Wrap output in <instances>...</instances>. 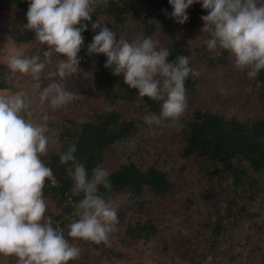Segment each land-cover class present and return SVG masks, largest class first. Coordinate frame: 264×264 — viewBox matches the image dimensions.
Here are the masks:
<instances>
[{
    "label": "rangeland",
    "instance_id": "obj_1",
    "mask_svg": "<svg viewBox=\"0 0 264 264\" xmlns=\"http://www.w3.org/2000/svg\"><path fill=\"white\" fill-rule=\"evenodd\" d=\"M26 5L8 6L0 0V95L10 96L22 94L28 107L21 115L34 124L47 123L50 131L48 146L52 150L58 148L60 125L72 122H82L95 111L104 112L118 109L124 117H133L140 124L141 135L120 141L113 145L105 154L101 167L109 172L120 164L133 159L142 167L155 164L170 174L174 188L171 194L155 197L148 193L143 198L134 201L127 193L114 195L108 201L113 208L120 210L123 225L143 222L149 223L155 229L150 230L149 237L140 240H123L120 229L109 235L107 242L85 245L79 240L71 241L81 249L78 260L71 264H264V172L256 173L248 170V176L236 185L232 175L211 174L213 170L209 162L198 158L184 159L180 155L183 137L178 131L164 126L148 125L144 116L148 114L143 103L138 99L134 102L115 100L114 96L98 93L93 85L95 78L84 75L82 90L69 80V75L63 79L67 90L75 94L76 99L66 106L52 110L48 101L41 103L40 94L48 81L41 77L40 81L31 74L12 72L7 66L11 55L21 58L38 56L43 62V53L47 45L37 40L19 42L16 37L27 32ZM153 21L154 32L148 31V24L141 23L133 17L123 23L114 25L116 40L123 38L129 42L138 37H151L157 41L158 48H167L171 37L166 26L171 25L178 33V38L185 42L187 56L193 63L197 85L190 94L186 91L187 110L180 123L190 117L191 110L197 107L211 108L222 112L227 118L237 117L241 120L264 117L259 107L257 95L250 87L240 81V91L234 94L227 86L235 73L241 70L234 65L231 58V71L228 75L221 70L210 67V59L219 56V50L209 52L203 41L210 36L201 32V28L178 23L171 14L160 13ZM102 25L113 24L111 15L101 14ZM139 22V23H138ZM60 57L53 55L52 63L46 65L45 73L55 71ZM81 63V61H80ZM79 63V64H80ZM214 71L219 76H214ZM246 73V72H245ZM86 74L95 77L98 72L89 68ZM58 79V78H57ZM236 83V84H237ZM40 86L37 87L36 85ZM47 116V121L44 117ZM37 120V121H36ZM203 193H209L211 200H206ZM47 210L46 217H54L60 213L57 204L43 196ZM66 222L68 220H65ZM63 224V222H59ZM68 225H66L67 227ZM66 235V228L60 227ZM118 229V230H117ZM0 264H17V258L0 256Z\"/></svg>",
    "mask_w": 264,
    "mask_h": 264
},
{
    "label": "clouds",
    "instance_id": "obj_2",
    "mask_svg": "<svg viewBox=\"0 0 264 264\" xmlns=\"http://www.w3.org/2000/svg\"><path fill=\"white\" fill-rule=\"evenodd\" d=\"M108 0H28L26 30L35 33L36 40L47 45L38 56L21 58L11 55L7 66L12 72L31 74L32 78L48 81L40 94L41 103L48 101L52 110L66 106L76 99L67 90L63 79L77 72V58L87 30L85 21H92L96 7L107 6ZM201 3L208 14L201 16V32L210 38L203 41L209 52L226 50L234 58L237 69L246 70L249 80H255L264 69V0H169L171 17L183 24L188 20L187 9ZM167 15V13H166ZM99 29L87 46V54L107 57L105 68L114 76H123L140 97L161 101L159 115L144 116L148 125L182 130L181 117L187 110L185 80L199 73L189 67V57L179 55L169 62L167 48H158L151 37H138L132 42L120 38L102 26L98 20L91 24ZM62 57L55 71L45 73L53 55ZM58 78V79H57ZM37 87L40 85L37 84ZM261 87L260 82L256 88ZM28 107L22 94L0 95V256L15 257L17 264H68L80 258L81 249L70 239L95 244L107 242L119 222L117 211L100 194L99 188L111 190V173L101 166L93 169L91 177L83 163L77 161L75 143H69L60 153V163L72 162L68 174L73 180L72 196L83 198L74 205L75 216L64 230L53 226L46 217L47 204L43 197L46 179L53 177L50 167L41 160L48 151L50 131L47 123L34 124L21 115ZM45 116L44 120L47 121ZM53 183L55 181L53 180Z\"/></svg>",
    "mask_w": 264,
    "mask_h": 264
},
{
    "label": "trees",
    "instance_id": "obj_3",
    "mask_svg": "<svg viewBox=\"0 0 264 264\" xmlns=\"http://www.w3.org/2000/svg\"><path fill=\"white\" fill-rule=\"evenodd\" d=\"M4 2L8 6L26 5L28 0H4ZM172 11L173 8L169 4V0H108L106 7L103 4L96 7L92 13V21L83 22L87 24V30L82 33L84 45L77 57L81 61L78 65L80 69L69 74V80H72L77 88L82 90L84 75L95 78L93 88L98 93L106 96L112 95L115 100L127 102H134L139 99L148 114L155 113L159 115L161 101L140 97L136 89L130 88L124 83L122 75L119 77L114 76L111 69L104 67L107 61L105 55H88L87 46L99 32V29L93 31L91 24L96 20L99 21L98 18L101 14L111 15L114 18L113 24L104 25L111 31H116L114 25L136 17L139 18L141 23L148 24L149 32H154V19L158 18L160 13L171 14ZM186 14L188 20L184 24L199 29L203 27V21L200 17L207 15L208 12L202 8L201 3H194L187 9ZM166 31L171 37V44L168 47L170 52L169 62L174 61L179 55L187 56V47L185 42L178 38L177 31L171 25L166 26ZM16 39L19 42L36 40L35 33L30 30L21 33ZM230 55L226 50H219V56L214 60H208L210 67L219 69L222 74L228 75V72L232 69ZM189 67L194 69L191 61H189ZM89 68L95 70L98 74L95 77L86 74V70ZM245 72L246 70L234 74L227 85H231L228 91H232L233 94L234 90L239 92L241 85L237 82L240 81L256 93L259 107L264 112V69L260 71L255 80H249ZM211 73L214 76L220 75L214 71H211ZM196 79V76L193 77L189 74L185 80V89L190 94L196 88ZM257 82L261 84L259 89L256 88ZM5 87L6 84L2 83L0 88ZM139 124L133 117H124L118 109H113L104 112L95 111L80 123L72 122L60 125L58 148L52 150L48 146L47 154L42 155L40 158L53 172V177L45 181L43 196L53 200L59 207L60 213L54 217L53 226L66 228L65 236L68 232L66 225L77 219L74 205L83 198V194L72 196L70 190L73 186V180L68 174L72 162L61 164L60 153L66 151L69 143H75L77 151L74 155L77 161L85 165L88 175L91 177L93 169L98 165H102L106 152L113 145L126 139L140 137ZM182 126V130L178 131L184 139L180 151L182 158L195 157L209 162L212 167L214 165L211 174L232 175L238 187L243 186L241 183L249 175L248 170L256 173L264 172V117L248 118L246 120H241L235 116L227 118L220 111L197 107L191 110L190 117L185 120ZM167 128L164 126L160 130ZM171 130L176 131L173 128ZM171 130L170 133H175ZM110 173L111 190L105 189L103 186L99 188V194L107 202L112 201L111 198L114 195L122 193H127L128 197L134 201L143 198L148 193L155 197H164L171 194L174 188V181L167 170L155 164L145 168L140 166L137 161L130 159L120 164ZM53 180L55 183H53ZM211 195L209 193L202 194L206 200H211ZM117 216L119 222L116 226L119 228L121 224L120 229L117 230L123 240L146 239L149 237L150 230L155 229L149 223L143 222L123 225L120 210H117ZM59 222H63V224ZM79 241L85 245L90 243L83 240ZM68 264L71 263L68 262Z\"/></svg>",
    "mask_w": 264,
    "mask_h": 264
}]
</instances>
